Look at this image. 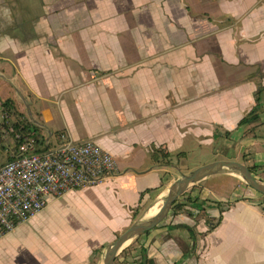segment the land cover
I'll return each instance as SVG.
<instances>
[{
	"label": "crops",
	"instance_id": "obj_1",
	"mask_svg": "<svg viewBox=\"0 0 264 264\" xmlns=\"http://www.w3.org/2000/svg\"><path fill=\"white\" fill-rule=\"evenodd\" d=\"M21 7L36 38L23 45L0 35V102L29 113L46 142L56 133L94 141L112 156L115 174L50 200L24 223L56 228L20 241L10 239L16 227L1 236L0 264H102L113 236L179 173L236 161L264 176V0H21ZM12 22L0 5V27ZM257 97L262 113L238 126ZM0 140L7 144L1 127ZM151 146L182 156L151 164ZM236 176L212 175L187 189L179 203L189 196L209 206L187 208L190 216L170 210L114 264L140 263L139 245L151 264H264V198ZM215 202L230 206L208 230Z\"/></svg>",
	"mask_w": 264,
	"mask_h": 264
},
{
	"label": "built area",
	"instance_id": "obj_2",
	"mask_svg": "<svg viewBox=\"0 0 264 264\" xmlns=\"http://www.w3.org/2000/svg\"><path fill=\"white\" fill-rule=\"evenodd\" d=\"M45 145L36 153L26 141L17 158L0 167V237L40 213L50 200L100 185L115 174L112 156L92 140L59 135Z\"/></svg>",
	"mask_w": 264,
	"mask_h": 264
},
{
	"label": "trees",
	"instance_id": "obj_3",
	"mask_svg": "<svg viewBox=\"0 0 264 264\" xmlns=\"http://www.w3.org/2000/svg\"><path fill=\"white\" fill-rule=\"evenodd\" d=\"M1 5H5L9 8L13 22L6 28L5 31L0 32V35H8L12 38H15L23 45L33 41L36 36L33 30L32 20L25 16L23 8L21 7V0H3V4ZM0 109L2 113V122L0 127L6 132L7 139L12 141V146H10V148H4V140H0V147L3 149L2 152L4 153L5 158V163L2 166L12 162L17 158L19 146L26 141L30 140L32 142V145L34 146V152L36 153H41L47 148L45 145V136L42 134L41 129L32 124L24 115V113L17 110L13 100L6 99L1 101ZM261 113L262 104L260 99L257 97L255 99V106L243 118H241V120L238 122V126L257 120ZM59 135L60 133H56L57 137ZM181 156V153L172 155L168 152H165L163 149L156 148L154 146H151L147 154L148 160L151 164L163 165H171L174 161L177 162ZM254 170V167H249L250 173H253ZM148 191L150 190H147L146 192ZM142 194L143 193H141L140 196H142ZM212 204L217 207L219 214L214 220H207L208 230H212L220 223L222 212H224L230 206V203L223 205L219 202H215ZM207 206H209L207 201H201L198 198L191 199L189 196H186L184 204L179 203L178 200L173 203L171 212L173 214L184 213L190 216V208H194L199 212H203ZM136 241H139V237L134 240V242ZM139 250L141 261L138 264H151V260L147 258L146 251L143 246L139 245ZM186 257L187 256L183 254L182 259H185Z\"/></svg>",
	"mask_w": 264,
	"mask_h": 264
},
{
	"label": "water",
	"instance_id": "obj_4",
	"mask_svg": "<svg viewBox=\"0 0 264 264\" xmlns=\"http://www.w3.org/2000/svg\"><path fill=\"white\" fill-rule=\"evenodd\" d=\"M28 119L35 126H39L29 113ZM222 173L237 175L247 187L254 190L259 195L264 196V184L260 183L250 173L247 166L236 161H215L201 165L186 174L179 173L178 178H176L166 190L161 199L160 207L153 216H150L147 219H144V216H142L138 221L132 223L111 243L104 247L102 264H114L116 256L129 242L158 226L170 212L173 203L179 199L187 189L193 187L209 176Z\"/></svg>",
	"mask_w": 264,
	"mask_h": 264
},
{
	"label": "rangeland",
	"instance_id": "obj_5",
	"mask_svg": "<svg viewBox=\"0 0 264 264\" xmlns=\"http://www.w3.org/2000/svg\"><path fill=\"white\" fill-rule=\"evenodd\" d=\"M1 4H3V0H0V5ZM6 26H4V27H0V32H3V31H5L6 30ZM7 94L8 95H12V92L9 90V89H7ZM19 104H20V102H19ZM18 107H19V109H21V111H24V108H23V106H21V104L20 105H18ZM26 114V113H25ZM0 117H1V110H0ZM2 145V144H1ZM4 146V148H10V146H12V141H9L8 139H7V144L6 145H3ZM3 151V149H1V147H0V166H2L4 163H5V158H4V153L2 152ZM195 158H196V156L195 155H190L188 158H187V160L189 161V162H195L196 160H195ZM186 173H188V172H186ZM186 173H184V174H186ZM260 183H262V184H264V176L262 177H260V176H258V178H256ZM258 196H259V198L261 199V200H263V198H264V196H261V195H259L258 193H256ZM164 196V195H163ZM163 196H161L160 198H158V199H156L155 201H153V202H151V204L150 205H148V206H145L144 208H140V209H138V210H136L133 214H132V216H131V218L129 219V221H128V227L132 224V223H134V222H136V221H138L142 216H144V219H147L148 217H147V213H149V214H151V212H152V209H150L151 207H153L154 205H157L158 203L159 204H161V199L163 198ZM178 200V199H177ZM150 209V210H149ZM148 210H149V212H148ZM153 214V213H152ZM127 227V228H128ZM45 228H51V229H53V228H56V225L53 223V222H50L49 224H46V222H44V224L43 223H28V224H20V225H18V226H16V228L12 231V234L14 235L13 237H11L10 239H13V241L14 240H17V241H20V240H24L23 238H25V237H27L28 235H30L31 233H39L41 230H43V229H45ZM127 228H125V229H123L122 231H120V232H118V233H116L114 236H113V240L118 236V235H120L124 230H126ZM10 239H7V240H5V246L6 247H10L11 246V244H13L12 243V241H10L9 242V240Z\"/></svg>",
	"mask_w": 264,
	"mask_h": 264
},
{
	"label": "bare ground",
	"instance_id": "obj_6",
	"mask_svg": "<svg viewBox=\"0 0 264 264\" xmlns=\"http://www.w3.org/2000/svg\"><path fill=\"white\" fill-rule=\"evenodd\" d=\"M159 207H160V204L159 203L157 205H154L153 207H151L150 209H152V212H151V214L147 213V217L153 216L157 212V210H158ZM149 210H148V212H149Z\"/></svg>",
	"mask_w": 264,
	"mask_h": 264
}]
</instances>
